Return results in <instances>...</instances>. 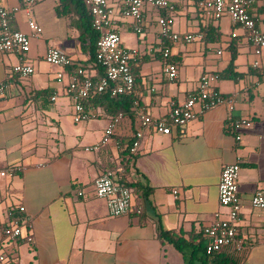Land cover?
<instances>
[{"label": "crops", "instance_id": "crops-1", "mask_svg": "<svg viewBox=\"0 0 264 264\" xmlns=\"http://www.w3.org/2000/svg\"><path fill=\"white\" fill-rule=\"evenodd\" d=\"M171 2L174 10L185 15L192 8ZM2 5L19 8L10 15L9 28L29 36L23 63L33 72L24 78L12 74L17 57L0 52V83L6 85L0 95V173H4L0 176V250L11 252L19 264H184L177 250L158 239L159 231L194 237V243L201 240L203 245V227L215 214L225 219L228 211L217 202L219 172L237 162L240 208L235 230L242 241L237 253L246 248L241 264H264V221L250 205L252 195L264 190V49L254 56L250 47L247 61L235 62L239 53L235 42L250 45L243 31L231 30L228 44L236 53L232 73L237 77L230 79L221 74L230 60L229 51L211 47L214 41L201 39L202 48L196 50L160 43L155 36L154 47H128L139 54L129 64L135 98L150 115H164L171 102L180 103L193 93L199 75L208 73L218 75L213 89L233 96L234 105L231 112L223 106L208 110L184 127L173 128L170 136L144 130L136 154L123 166L122 151L139 129L134 116H121L110 141L102 145L104 130L116 116L93 106L95 119L106 124L98 138L87 127L91 121L74 124L70 118L65 88L72 72L82 67L94 78L101 73L88 54V40H79L74 0H38L27 13L19 0H2ZM147 15L144 28L151 23ZM27 19L41 29L38 35L30 36ZM130 23L118 18L117 33L121 25L130 30ZM171 28L176 32L173 20ZM163 47L169 49L168 61L176 65L173 82L163 73ZM48 48L65 54L71 67L46 64L43 55ZM225 53L228 59L222 58ZM253 62L257 67H252ZM52 96L54 101L49 99ZM237 118L247 119L250 126L234 132L232 121ZM67 124L74 128L66 131ZM93 145H98L95 151L84 150ZM106 170L114 171L116 181L130 190L131 208L126 214L110 216L105 202L93 193V180ZM18 206L30 220L32 245L2 236L8 213L17 215Z\"/></svg>", "mask_w": 264, "mask_h": 264}, {"label": "built area", "instance_id": "built-area-1", "mask_svg": "<svg viewBox=\"0 0 264 264\" xmlns=\"http://www.w3.org/2000/svg\"><path fill=\"white\" fill-rule=\"evenodd\" d=\"M38 0H19L22 8L27 13L28 7ZM186 4L194 5L200 11L201 16L217 20L226 15L230 21L246 35L253 55L258 56L264 49V30L260 24H264V0H180ZM90 19L91 27L97 34L94 45V60L101 68L99 77H92L83 68H76L66 84L65 92L71 102L74 124L94 120L97 116L96 109L89 101L100 94L107 93L109 97L117 95H131L130 110L136 118L139 129L132 134V141L128 148L129 155H135L139 141L144 130L163 136H170L173 128H182L190 121L204 112L215 107L223 106L228 112L233 110L234 97L222 95L213 89V84L218 80V75L213 73L201 74L197 79V85L193 93L189 94L180 103L171 102L168 111L154 117L142 107L135 98L134 82L129 64L138 57V51L124 49L120 46L117 33L118 18L130 19V30L135 34H141L144 28V6L149 5L163 11L158 15L156 25L157 40L168 44H190L200 41L203 37L201 32L182 33L174 32L171 28L172 18L170 12L174 10L171 0H82ZM19 10L15 7H4L0 0V52H8L17 57L18 63L11 68L12 74L24 78L33 72L31 66L23 63V57L29 50V36L20 31H12L9 28V17ZM262 15V20L257 14ZM30 36H36L41 29L31 19L26 21ZM219 54V52H217ZM160 57L166 61L163 73L167 81L173 82L177 78L176 65L169 60L170 52L167 47L160 50ZM43 61L53 67L67 68L71 65L69 58L55 48L46 49ZM257 67V62L252 63ZM57 74V77H60ZM6 85L0 83V95ZM54 101L55 97H50ZM121 117L118 114L113 118L104 130L100 144L110 141L116 121ZM250 123L247 119L237 118L232 121L234 132L242 128H248ZM236 134L234 140L237 141ZM98 145L86 147L85 151H95ZM239 172L237 162L225 165L221 168L217 182V202L221 207L228 209L226 218L221 219L217 214L202 229L205 238L203 247L206 255L219 252L224 247H230L235 252L240 251L242 241L236 238L235 221L239 212V200L237 196L236 181ZM4 173H0L3 176ZM11 175L10 173L8 174ZM93 193L96 198L105 202L107 212L116 217L126 214L131 208L130 190L116 181L114 171L106 170L92 182ZM176 191H172L175 194ZM252 208L261 213L264 221V190L256 191L251 199ZM17 215L8 213L9 222L2 229V236L7 241L20 239L22 242L32 245L30 220L24 215V208H16ZM0 264H19L11 252L0 250Z\"/></svg>", "mask_w": 264, "mask_h": 264}, {"label": "trees", "instance_id": "trees-1", "mask_svg": "<svg viewBox=\"0 0 264 264\" xmlns=\"http://www.w3.org/2000/svg\"><path fill=\"white\" fill-rule=\"evenodd\" d=\"M73 8L78 20L79 40L81 43L84 39L88 40V54L90 56V59L96 64L94 60V45L97 39V34L91 27L90 16L85 9L82 0H74ZM198 32H201L203 34L202 39L206 42L217 40V34L211 29H206L205 26L200 27L198 29ZM227 49L230 54V60L221 74L224 78L235 79L237 77V74L232 73V67L236 53L234 51L232 43H229L227 45ZM70 67L71 65L67 68ZM96 67H98L99 71L102 72L101 68L97 64ZM132 100L133 97L131 95H117L115 97H109L107 93H103L93 97L89 101V103L92 106L101 107L103 110L109 113L111 117L120 114L121 116H129L132 118L134 116L130 110ZM131 141L132 136L128 140L126 148H124V150L122 151V154L125 157L123 166H126L128 160H130L131 158V155H129L128 153V148ZM158 239L161 242L170 244L175 250H177L181 254L184 264H203L206 261L210 262L211 264H241L243 260V256L235 252L230 247H224L219 252L206 255L201 240H199L197 243H194V237L184 239L180 235L174 234L173 232L160 230L158 233Z\"/></svg>", "mask_w": 264, "mask_h": 264}, {"label": "rangeland", "instance_id": "rangeland-1", "mask_svg": "<svg viewBox=\"0 0 264 264\" xmlns=\"http://www.w3.org/2000/svg\"><path fill=\"white\" fill-rule=\"evenodd\" d=\"M180 4H184L183 1L180 0H174ZM189 7H192L190 12L188 14L182 13L180 10H173L169 14L173 20V29L178 32L179 34H182L184 32H194L200 28V26H205L206 29H211L216 32L219 40L214 41L211 45V47H215L216 45L226 48L229 42V32L231 30H235L238 34H241L242 30L237 28L229 19L228 16L224 15L221 18L217 20L210 19L207 16H201L200 11H198L195 6L189 5ZM148 13V19H151V23L147 25L141 34H135L131 30H127L123 28V25L120 26L118 36L120 39V46L124 49H129L128 47L135 48L138 50H141L143 48H147L149 46L154 47L156 43L155 36L158 33V27L156 25V19L158 15L162 12V10L157 9L156 7H152L149 5L144 6V14ZM258 18L262 20V15L260 13L257 14ZM123 20V19H122ZM121 20V21H122ZM126 21V20H125ZM260 28L264 30V24H261ZM202 41H194L190 44L184 45L187 48H195L196 50L198 48H202L203 45ZM238 55L235 59V62H246L249 58V48L246 43L244 42H235ZM206 45V44H205ZM209 45H207L208 47ZM158 47L156 48V50ZM251 49V48H250ZM155 50V51H156ZM159 51V50H157ZM228 54L225 53L223 55V59H228ZM82 68V67H81ZM84 69V68H83ZM85 70V69H84ZM71 118V115H70ZM91 122L88 123V126L90 129H93V135L98 138L101 134V132L105 128V120L103 119H94L90 120ZM78 127V125H77ZM74 128L73 124H67V127L65 128L66 131L72 130ZM79 128V127H78ZM244 248L242 250V256H244L246 250Z\"/></svg>", "mask_w": 264, "mask_h": 264}]
</instances>
